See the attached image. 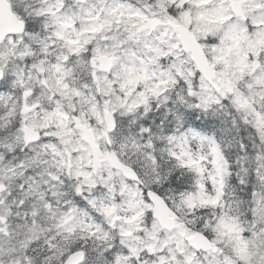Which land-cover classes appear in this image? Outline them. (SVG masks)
Wrapping results in <instances>:
<instances>
[{"label": "snow or ice", "instance_id": "obj_1", "mask_svg": "<svg viewBox=\"0 0 264 264\" xmlns=\"http://www.w3.org/2000/svg\"><path fill=\"white\" fill-rule=\"evenodd\" d=\"M0 264H264V0H0Z\"/></svg>", "mask_w": 264, "mask_h": 264}]
</instances>
